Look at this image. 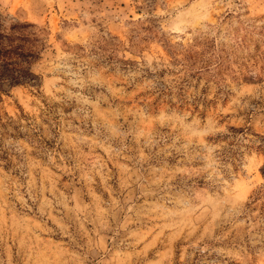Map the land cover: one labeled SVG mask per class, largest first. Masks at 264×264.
Masks as SVG:
<instances>
[{
	"label": "rangeland",
	"instance_id": "rangeland-1",
	"mask_svg": "<svg viewBox=\"0 0 264 264\" xmlns=\"http://www.w3.org/2000/svg\"><path fill=\"white\" fill-rule=\"evenodd\" d=\"M32 84L0 102V264H264V0H0Z\"/></svg>",
	"mask_w": 264,
	"mask_h": 264
},
{
	"label": "trees",
	"instance_id": "trees-1",
	"mask_svg": "<svg viewBox=\"0 0 264 264\" xmlns=\"http://www.w3.org/2000/svg\"><path fill=\"white\" fill-rule=\"evenodd\" d=\"M0 14V102L10 88L32 84L38 78L31 63L38 57L36 32L26 29L29 23L9 21ZM264 177V165L260 169Z\"/></svg>",
	"mask_w": 264,
	"mask_h": 264
}]
</instances>
